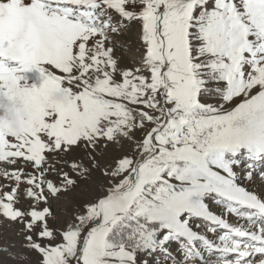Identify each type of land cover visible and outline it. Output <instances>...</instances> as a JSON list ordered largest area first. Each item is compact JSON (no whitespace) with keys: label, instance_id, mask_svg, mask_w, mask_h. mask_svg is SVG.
I'll return each instance as SVG.
<instances>
[{"label":"snow or ice","instance_id":"6c2138e0","mask_svg":"<svg viewBox=\"0 0 264 264\" xmlns=\"http://www.w3.org/2000/svg\"><path fill=\"white\" fill-rule=\"evenodd\" d=\"M109 10L122 21L141 22L142 64L150 77L137 75L140 67L117 70L112 48L104 45L107 33L124 25L114 23ZM37 65L41 86L21 87L18 73ZM65 80L82 90L66 86L69 103L52 104L49 88ZM3 95L17 98L32 120L24 135H8L0 126V161L22 157L39 167L45 150L67 151L79 141L94 150L100 138L131 140L134 129L154 125L136 145L135 159L120 158L104 173L122 178L85 205L79 223L62 232V243L28 245L42 254V264H136L138 253L157 252L172 264H264V199L237 183L234 171L241 168L251 181L264 165V0H0ZM201 96L220 103L201 102ZM236 98L242 99L227 108ZM11 176L21 179L15 171ZM37 179L26 183L39 189ZM64 179L74 183L67 174ZM47 189L60 190L50 181ZM15 193L0 201V213L12 221L24 215L13 207ZM27 195L43 198L31 188ZM209 199L223 206V216L210 210ZM48 212L29 211L25 226L31 229ZM229 215L238 223H229ZM193 219L215 238L193 230ZM89 222L94 226L78 246ZM52 235L46 227L39 232ZM172 243L182 259L170 251Z\"/></svg>","mask_w":264,"mask_h":264},{"label":"rangeland","instance_id":"374dc122","mask_svg":"<svg viewBox=\"0 0 264 264\" xmlns=\"http://www.w3.org/2000/svg\"><path fill=\"white\" fill-rule=\"evenodd\" d=\"M26 2H30V0H26ZM132 7V5L127 6L128 9ZM140 7L137 4L135 11H139ZM109 13L114 23H122L124 25L118 28L117 33L109 31L107 33L108 39L104 45L105 49L112 48L110 55L117 61V70H132L135 72V69L140 67L142 71L136 74L144 75L146 78L150 77V73L142 64L146 46L141 40V22L139 20L122 21L114 10H109ZM92 43L94 41L90 40L89 46ZM75 51H78V48H74ZM17 63L11 62L13 66H16ZM46 67L52 70L54 74H60L59 70L52 69L51 66ZM39 68L40 65H37L18 73L22 77L19 84L23 87L31 88L34 86L39 88L43 83V76ZM106 70L112 72L110 68L106 67ZM73 74L78 73L74 72ZM95 75V73L92 74L93 79ZM113 76L117 82L122 80L118 72H113ZM64 85L71 87L74 92L82 90L79 82L69 85L67 80H65ZM106 98L116 100V98ZM200 99L201 102L213 105L220 103L218 98L201 96ZM240 99L242 98L234 99L226 107L230 109ZM116 102L127 105V101L124 100H116ZM127 106L133 109L148 111L152 115L156 114L152 110L143 108V105ZM133 115L139 121L140 118L135 111ZM153 126L152 123L145 122L143 128L134 129L130 133L133 138L131 140L118 137L116 141L108 142L105 138H100L94 150L86 147V142L84 141H79L76 146H72L67 151L45 150L43 153L45 159L39 167H36L34 162L25 161L22 157L10 158L11 162L0 161V201L4 200L5 193H11L12 189L15 188L16 193L12 202L13 207L24 214L21 218L12 221L0 213V264H42V254L28 247V245L30 243H38L42 247H54L62 243V232L66 231L70 226L75 227L79 223L77 217L86 214L85 205H90L96 202L98 198L106 195L107 189L112 184L118 183L119 179L122 178H113L110 175H104V173H111L120 158L131 157L135 159L139 155V149L136 145L143 140L144 136ZM41 138L46 143H51L46 133H42ZM11 142H14V140ZM73 163L77 165L75 170L71 167ZM14 171L18 172L21 177L19 182L11 176V173ZM234 171L238 173L237 183L264 199V179L261 178V173H264V165L258 166L251 181L244 178L245 171L241 168H235ZM81 172H83V175L80 174ZM41 173H43L42 181L39 179ZM64 174H67V177L74 181L72 185L65 183ZM30 176L38 177L36 183H41V188L38 189L35 187V184L28 185L26 183V180ZM49 181L60 189L57 193L51 194L47 189V182ZM29 188L34 193L42 195L43 198L37 199L36 197L28 196L27 189ZM206 202L211 211L223 216L225 211L223 206L215 204L211 199ZM45 208L49 209L45 220L36 222L32 225L31 229L27 228L25 226L26 223L31 222V217L28 215L29 211H42ZM226 218L229 223L234 225L238 223L237 218L233 215H229ZM197 224H200L201 227L197 228ZM92 226H94V223L89 222L83 227L78 246L82 243L83 236ZM190 226L193 227V230L207 235L210 239L215 238L211 233L206 232L204 222L201 220L193 219ZM45 227L52 231V237L39 236V232ZM219 234L218 232L216 235L218 236ZM28 236L32 237L31 241L27 240ZM169 247L173 255L177 257V260L182 259V253L177 252L178 246L175 243H172ZM145 261H147V264H172L170 260H166L158 252L153 254L138 253L136 255V264H144ZM69 264H73V261L70 260ZM195 264H199V261H196Z\"/></svg>","mask_w":264,"mask_h":264},{"label":"clouds","instance_id":"9594fccd","mask_svg":"<svg viewBox=\"0 0 264 264\" xmlns=\"http://www.w3.org/2000/svg\"><path fill=\"white\" fill-rule=\"evenodd\" d=\"M65 88L63 82L50 87L47 93L49 101L52 104L67 105L70 101V94ZM46 111L51 112V109H46ZM31 120L32 116L29 111L21 105L17 98L9 95L0 96V126L8 135H24Z\"/></svg>","mask_w":264,"mask_h":264},{"label":"bare ground","instance_id":"6f19581e","mask_svg":"<svg viewBox=\"0 0 264 264\" xmlns=\"http://www.w3.org/2000/svg\"><path fill=\"white\" fill-rule=\"evenodd\" d=\"M138 66V65H137ZM46 142V141H45ZM61 208V207H60Z\"/></svg>","mask_w":264,"mask_h":264}]
</instances>
